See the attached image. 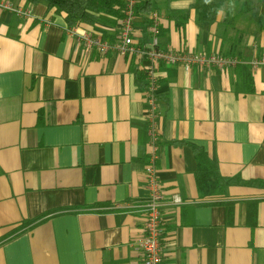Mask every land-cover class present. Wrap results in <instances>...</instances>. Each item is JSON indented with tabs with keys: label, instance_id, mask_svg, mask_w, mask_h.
<instances>
[{
	"label": "crops",
	"instance_id": "1",
	"mask_svg": "<svg viewBox=\"0 0 264 264\" xmlns=\"http://www.w3.org/2000/svg\"><path fill=\"white\" fill-rule=\"evenodd\" d=\"M5 1L28 15L0 10V264H143L147 61L86 54L65 13L44 1ZM159 2L163 47L231 49L220 31L224 10L206 25L191 10L177 26L167 6L193 0ZM77 26L112 41L118 32ZM147 26L138 15L140 42ZM254 30L236 67L157 65L164 264H264V66H251L252 90L241 66L263 54ZM191 144L236 178L225 196L200 194Z\"/></svg>",
	"mask_w": 264,
	"mask_h": 264
},
{
	"label": "built area",
	"instance_id": "2",
	"mask_svg": "<svg viewBox=\"0 0 264 264\" xmlns=\"http://www.w3.org/2000/svg\"><path fill=\"white\" fill-rule=\"evenodd\" d=\"M138 0H125L124 15L118 22V32L115 39L94 36L89 31L80 30L76 25L70 28V32L83 46L86 54L93 50L101 55L115 52L119 55H137L141 60L147 61L143 66L146 74L147 96V118L150 131L151 154L150 162L146 165L147 187L150 191V199L145 204L144 236L138 242V248L142 251L143 264H164L163 258V236L165 234L164 222L161 216V209L165 203V195L162 192L161 183L157 176L155 161L159 152V118L160 100L158 97L157 72L158 64H181L189 72L193 67L201 69H229L243 63L241 58L234 55H225L221 52H194L174 50L163 47L160 44L161 15L153 13L150 17V24L146 30L148 38L140 42L143 37L142 31L137 28L138 14L136 5ZM0 10H11L18 14L28 15V11L14 7L5 0H0ZM142 36V37H141ZM253 68L264 66V54L250 61ZM173 202H180V198L173 197Z\"/></svg>",
	"mask_w": 264,
	"mask_h": 264
},
{
	"label": "trees",
	"instance_id": "3",
	"mask_svg": "<svg viewBox=\"0 0 264 264\" xmlns=\"http://www.w3.org/2000/svg\"><path fill=\"white\" fill-rule=\"evenodd\" d=\"M36 4L46 2L49 9H56L66 15L69 26L78 23L89 25L104 24L117 27L124 15L125 0H28ZM159 0H138L136 12L144 17L146 24H150L153 13H159ZM191 10L195 11L199 25L212 24L217 21L218 14L225 11L223 23L220 26L224 41L231 49L225 55H235L238 47L245 43L248 29L255 25L254 36L262 40L261 49L264 54V0H193L189 7L184 9L166 8V13L175 20L177 26H183ZM242 24V26L240 24ZM242 53H238L240 56ZM238 56V57H239ZM240 58V57H239ZM242 64V63H241ZM240 65V64H239ZM242 76L249 90H252L253 74L250 64H243ZM197 160L195 179L202 196L223 197L236 178L224 177L220 174L218 164L212 160L206 150L196 144H191Z\"/></svg>",
	"mask_w": 264,
	"mask_h": 264
},
{
	"label": "rangeland",
	"instance_id": "4",
	"mask_svg": "<svg viewBox=\"0 0 264 264\" xmlns=\"http://www.w3.org/2000/svg\"><path fill=\"white\" fill-rule=\"evenodd\" d=\"M240 24V23H239ZM242 26V24H240Z\"/></svg>",
	"mask_w": 264,
	"mask_h": 264
}]
</instances>
